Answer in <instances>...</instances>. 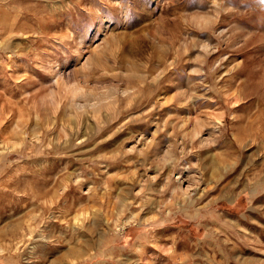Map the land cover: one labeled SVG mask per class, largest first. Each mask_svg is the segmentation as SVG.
I'll return each instance as SVG.
<instances>
[{"label": "rangeland", "instance_id": "374dc122", "mask_svg": "<svg viewBox=\"0 0 264 264\" xmlns=\"http://www.w3.org/2000/svg\"><path fill=\"white\" fill-rule=\"evenodd\" d=\"M0 264H264V0H0Z\"/></svg>", "mask_w": 264, "mask_h": 264}, {"label": "bare ground", "instance_id": "6f19581e", "mask_svg": "<svg viewBox=\"0 0 264 264\" xmlns=\"http://www.w3.org/2000/svg\"><path fill=\"white\" fill-rule=\"evenodd\" d=\"M193 133V132H192ZM195 135L197 134V131L195 130ZM181 174L178 173L177 176L175 177V182H176V187L179 189L180 188V183H181Z\"/></svg>", "mask_w": 264, "mask_h": 264}]
</instances>
